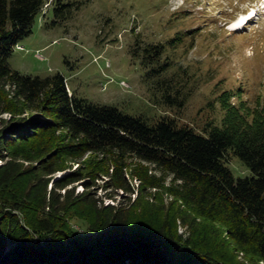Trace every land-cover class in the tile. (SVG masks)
Instances as JSON below:
<instances>
[{
  "label": "trees",
  "instance_id": "1",
  "mask_svg": "<svg viewBox=\"0 0 264 264\" xmlns=\"http://www.w3.org/2000/svg\"><path fill=\"white\" fill-rule=\"evenodd\" d=\"M45 2L0 0V91L7 96L0 112L10 114L0 128V264H264V105L234 103L224 91L222 120L199 130L79 97L60 72L41 77L13 69L9 58ZM82 3L55 0L53 10L65 17ZM166 47L137 36L130 51L147 69L158 102L181 109L193 94L192 76ZM52 131L60 140L45 142ZM21 143L25 151L13 147ZM38 148L49 158L47 178L43 167L25 163ZM62 156L79 167L53 178ZM231 156L250 174L236 177ZM136 159L170 177L171 200L155 193L147 200L142 183L158 188V176ZM103 176L111 198L122 189L127 202L90 196Z\"/></svg>",
  "mask_w": 264,
  "mask_h": 264
},
{
  "label": "rangeland",
  "instance_id": "2",
  "mask_svg": "<svg viewBox=\"0 0 264 264\" xmlns=\"http://www.w3.org/2000/svg\"><path fill=\"white\" fill-rule=\"evenodd\" d=\"M54 1L49 0L51 3L37 14L32 32L19 42L22 47H15L9 58L13 69L41 77L60 72L67 79L70 93L79 97L116 105L151 121L171 116L199 130L210 120H222L224 111L218 96L224 91H229L234 103L244 102L253 108L264 105L262 1L77 0L83 3L65 17L56 15ZM250 7L258 11L254 17H250L252 11L246 13ZM137 36L146 43H166V55L172 56L177 66L189 70L194 89L184 108L158 102L159 94L146 77L147 69L130 51ZM172 39L175 40L168 44ZM0 97L2 101L7 99L4 91H0ZM9 117L8 112H0V128ZM59 133L52 131L45 142L48 137L54 143L60 140ZM26 146L21 143L13 147L25 151ZM31 146L37 147L36 143ZM31 159L34 160L25 163L36 169L43 167L44 177H49L45 168L49 158L44 159L40 148ZM135 163L158 176V188L150 182L142 183L147 200L154 202L152 193L158 200H171L167 192L170 177L137 159ZM229 164L236 177L251 172L236 156L230 157ZM56 165L59 170L51 174L53 178L79 167L71 156L57 158ZM107 178L97 179L99 186L89 189L90 196L104 199L105 204L127 202L130 194L122 189H116L118 194L111 198L115 191L105 188ZM133 183L138 186L140 180L134 179ZM75 190L82 192L83 183H76ZM183 230L184 226H179V231Z\"/></svg>",
  "mask_w": 264,
  "mask_h": 264
},
{
  "label": "bare ground",
  "instance_id": "3",
  "mask_svg": "<svg viewBox=\"0 0 264 264\" xmlns=\"http://www.w3.org/2000/svg\"><path fill=\"white\" fill-rule=\"evenodd\" d=\"M254 14V13H253ZM258 13L256 12V15H257ZM236 26V25H235Z\"/></svg>",
  "mask_w": 264,
  "mask_h": 264
},
{
  "label": "built area",
  "instance_id": "4",
  "mask_svg": "<svg viewBox=\"0 0 264 264\" xmlns=\"http://www.w3.org/2000/svg\"><path fill=\"white\" fill-rule=\"evenodd\" d=\"M21 47V46H20Z\"/></svg>",
  "mask_w": 264,
  "mask_h": 264
}]
</instances>
